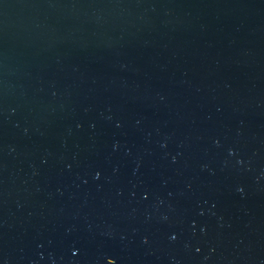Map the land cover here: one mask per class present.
<instances>
[{
	"label": "water",
	"instance_id": "obj_1",
	"mask_svg": "<svg viewBox=\"0 0 264 264\" xmlns=\"http://www.w3.org/2000/svg\"><path fill=\"white\" fill-rule=\"evenodd\" d=\"M0 264H264V0H0Z\"/></svg>",
	"mask_w": 264,
	"mask_h": 264
}]
</instances>
